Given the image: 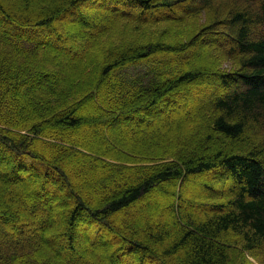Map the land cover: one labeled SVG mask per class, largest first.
<instances>
[{
    "label": "trees",
    "instance_id": "1",
    "mask_svg": "<svg viewBox=\"0 0 264 264\" xmlns=\"http://www.w3.org/2000/svg\"><path fill=\"white\" fill-rule=\"evenodd\" d=\"M0 153V264H264V0H0Z\"/></svg>",
    "mask_w": 264,
    "mask_h": 264
},
{
    "label": "rangeland",
    "instance_id": "2",
    "mask_svg": "<svg viewBox=\"0 0 264 264\" xmlns=\"http://www.w3.org/2000/svg\"><path fill=\"white\" fill-rule=\"evenodd\" d=\"M83 9H88L87 7H83ZM67 19L69 20H73L75 19V16L73 13H71ZM198 23L200 24H204V18H203V15H200L199 18H198ZM191 24H185L184 27L186 28H192L190 27ZM197 26V25H196ZM144 32V31H143ZM136 38V34H134V38L132 40H135ZM220 39V38H219ZM229 39H232L229 37ZM212 44H215V45H212ZM220 44L218 42H215V40H213V42H210V41H204V43H202L201 47L199 48V50H197V53H196V56L200 57L202 56L201 53H203L206 49H209V48H216V49H219L220 48ZM212 48V49H213ZM205 60V62H203V65L206 66V67H210V57H205L203 58ZM215 89L214 88H210V91H214ZM209 90L207 91H191L190 93L187 94V97L190 98V99H184V98H180L179 102L180 103H184L185 100H190L191 102H197V101H202L204 100L205 98H207L209 95H210V92ZM200 92V93H199ZM186 102V101H185ZM173 109L172 111L173 112H176L178 109H174L173 106L170 107V110ZM126 119V118H125ZM129 122H132L130 119H126V124L129 123ZM92 135H94L92 133ZM0 155H2V160H0V168L1 169H4L5 167L8 166V162H7V159H6V155H4L3 153H0ZM216 176H219V175H216ZM217 178V177H216ZM214 178V177H208V176H202L198 179H193L190 178L189 180V183H190V186L188 185L185 190H184V200L185 201H192L193 200V195L194 194H198L199 196H201L202 194H204V190L200 187V185H203L204 183H211L212 186H214L213 188H217V187H220L218 184H217V179ZM194 182V183H192ZM218 185V186H217ZM169 192H170V189L165 186L163 188H161L159 191H156V192H153L152 194H150L149 198L145 201V203L143 205H140V209H142L144 206H149L151 204H153V202H156L157 205H158V211L159 210H162L161 208H163V210L167 211L168 207H167V204L169 202ZM139 209V208H137ZM134 209H131V212L130 213H135L137 210H134ZM184 210H188V206L186 208H184ZM194 212L199 215L201 212L196 208L194 209ZM157 225H162V224H157ZM56 245V244H55Z\"/></svg>",
    "mask_w": 264,
    "mask_h": 264
}]
</instances>
